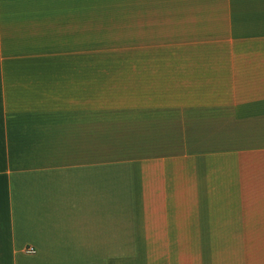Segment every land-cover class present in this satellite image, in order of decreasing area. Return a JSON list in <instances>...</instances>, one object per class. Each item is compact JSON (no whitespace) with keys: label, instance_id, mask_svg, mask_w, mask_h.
<instances>
[{"label":"crops","instance_id":"obj_1","mask_svg":"<svg viewBox=\"0 0 264 264\" xmlns=\"http://www.w3.org/2000/svg\"><path fill=\"white\" fill-rule=\"evenodd\" d=\"M0 264H264V0H0Z\"/></svg>","mask_w":264,"mask_h":264},{"label":"built area","instance_id":"obj_2","mask_svg":"<svg viewBox=\"0 0 264 264\" xmlns=\"http://www.w3.org/2000/svg\"><path fill=\"white\" fill-rule=\"evenodd\" d=\"M27 252L30 253V254H32V253H34V250L33 249H28Z\"/></svg>","mask_w":264,"mask_h":264}]
</instances>
